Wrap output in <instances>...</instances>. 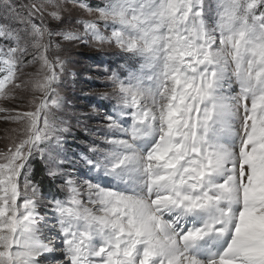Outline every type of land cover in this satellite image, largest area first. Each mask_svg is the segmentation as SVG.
Wrapping results in <instances>:
<instances>
[{
	"label": "snow or ice",
	"instance_id": "6c2138e0",
	"mask_svg": "<svg viewBox=\"0 0 264 264\" xmlns=\"http://www.w3.org/2000/svg\"><path fill=\"white\" fill-rule=\"evenodd\" d=\"M0 264H264V0H0Z\"/></svg>",
	"mask_w": 264,
	"mask_h": 264
},
{
	"label": "rangeland",
	"instance_id": "374dc122",
	"mask_svg": "<svg viewBox=\"0 0 264 264\" xmlns=\"http://www.w3.org/2000/svg\"><path fill=\"white\" fill-rule=\"evenodd\" d=\"M96 53L97 51L88 48V47H78V48H72L71 49V59L74 60L76 63L74 65V73L70 74L67 77V86L64 89L63 95L67 97L68 103L71 107H74L78 111H84L87 112L90 110L91 105H86L83 103L81 100L83 97L86 99V97H90L91 99H94L95 101H98L95 97L93 96H85L84 93H93L96 92L97 89L91 90V88L86 87L84 85V80L83 79H88L90 78L88 68L92 67L93 69H97L98 74L100 72H103L106 70L107 65L105 63H101V61H104L105 55L101 56L99 52H97L95 55L96 57H99V66H94L91 65L90 62L86 58H84V54L86 53ZM108 57V56H107ZM110 57V56H109ZM116 59L115 57H110L109 59ZM93 63V62H92ZM95 73V72H94ZM96 74V73H95ZM99 81L104 82L102 78H98ZM106 89H101L98 90V92L105 91ZM93 100V102H94ZM95 103V102H94ZM103 109H101L102 111ZM74 123V121H73ZM95 123V121H93Z\"/></svg>",
	"mask_w": 264,
	"mask_h": 264
},
{
	"label": "trees",
	"instance_id": "16d2710c",
	"mask_svg": "<svg viewBox=\"0 0 264 264\" xmlns=\"http://www.w3.org/2000/svg\"><path fill=\"white\" fill-rule=\"evenodd\" d=\"M96 53H89L88 52V53L84 54V56H85L84 58H86L88 60V62L91 63V65L99 66L100 65L99 62H98L99 61V57L98 58L96 57L97 56V55H95ZM101 56H104V55L101 54ZM109 58H110L109 56L108 57L106 56L104 61L114 60L113 58L112 59H109ZM88 71H89V75L88 76H90V78L83 79L84 80V85H86V87H88V88H91V90H93L94 88L97 89L96 92H98V90L104 89V82H101V81L98 80L99 75H98L97 69H93L92 67H90V68H88ZM81 100L86 105H91V104L98 103V101H95L94 99H91L90 97H86V99L83 97ZM93 100H94L95 103L93 102ZM105 103H107V102H105ZM45 190H47V188H45Z\"/></svg>",
	"mask_w": 264,
	"mask_h": 264
}]
</instances>
